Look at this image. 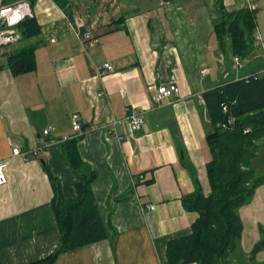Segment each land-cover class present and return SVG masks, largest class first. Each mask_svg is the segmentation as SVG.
<instances>
[{"label":"crops","instance_id":"0c3cea01","mask_svg":"<svg viewBox=\"0 0 264 264\" xmlns=\"http://www.w3.org/2000/svg\"><path fill=\"white\" fill-rule=\"evenodd\" d=\"M220 1L229 13L259 10L260 39L240 72L215 36ZM33 10L40 34L26 38L22 25V40L0 55V162H8L9 179L0 187V264H30L58 246L43 160L65 198H74L64 138L79 139L83 161L96 171L94 196L109 238L64 253L55 264H167L168 241L188 236L197 219L182 204L197 190L192 174L205 195L211 191L212 126L199 98L237 76L264 74L262 0H38ZM86 33L96 41L91 48L83 43ZM30 47L37 70L14 76L7 57ZM105 63L114 71L101 76ZM153 85H177L182 97L155 107ZM129 108L143 113L145 125L121 142L109 131L118 121V132L128 133ZM73 114L81 134L73 131ZM49 126L55 130L45 137ZM259 145L253 165L264 175V140ZM15 148L30 160L14 156ZM148 205L155 209L143 211ZM239 213L244 230L232 264H251L264 229V185ZM263 263L264 250L255 256V264Z\"/></svg>","mask_w":264,"mask_h":264},{"label":"trees","instance_id":"16d2710c","mask_svg":"<svg viewBox=\"0 0 264 264\" xmlns=\"http://www.w3.org/2000/svg\"><path fill=\"white\" fill-rule=\"evenodd\" d=\"M17 0H3L11 4ZM38 0H30L32 6ZM222 17L215 22L214 32L222 55L246 59L253 51L258 29V9H243L233 13L223 9ZM41 28L35 18L23 23L24 37H35ZM6 67L14 76L37 70L36 48L21 49L7 57ZM4 67L0 65V71ZM212 129L206 140L211 151L207 164L210 194L205 195L196 175L192 174L197 190L183 198L186 211L197 214L191 233L167 243V264H232L238 252L244 230L240 209L264 185V175L253 165L264 140V75L250 74L231 79L222 86L203 94ZM79 139L62 143V150L75 174L76 196L66 199L57 178L43 160V170L52 188V208L60 233L55 251L30 264H55L67 252L107 240V230L94 196L97 174L87 165L79 152ZM262 239L250 254L264 250ZM264 264V263H263Z\"/></svg>","mask_w":264,"mask_h":264},{"label":"built area","instance_id":"2783aa9c","mask_svg":"<svg viewBox=\"0 0 264 264\" xmlns=\"http://www.w3.org/2000/svg\"><path fill=\"white\" fill-rule=\"evenodd\" d=\"M6 10V15H0V55L9 53L10 47L17 45L22 40L23 35L21 28L23 23L27 19L34 18L35 16L30 0H17L11 4H4L3 0H0V12H5ZM17 14L21 18L16 20L14 23H10V21L14 20ZM256 39H260L259 36H256ZM82 40L83 43L90 48L96 43V41L90 39L89 33H86ZM233 60L237 71H242L245 67L244 59L235 56ZM98 71L101 76H105L112 73L114 71V67L111 63H105L103 66L98 68ZM207 72L208 70L204 69L202 71L203 76L206 75ZM240 78L243 77H237L236 79ZM151 90L153 91L151 101L155 107H160L165 100L168 101L169 99H180L182 97L181 89L177 85H153ZM199 100L203 105H205V100L203 97H200ZM125 121L128 123L129 128L127 134L122 135L118 132V121H114L112 123L111 130L109 131V133L117 136L121 142L129 141V139L134 137L135 134L139 132L145 125L143 113L132 108L127 110ZM71 123L75 133L81 134L83 132L80 116L78 114H73L71 116ZM54 130L55 127L49 126L44 130L43 135L48 137ZM64 140L66 141L67 139L64 138ZM13 155L16 157H21L24 161L30 160V154L26 151H21L20 148L13 149ZM7 171L8 162H0V187L7 185L9 181ZM154 209L155 206L153 205L143 206V211L146 212L149 210L153 211Z\"/></svg>","mask_w":264,"mask_h":264},{"label":"rangeland","instance_id":"374dc122","mask_svg":"<svg viewBox=\"0 0 264 264\" xmlns=\"http://www.w3.org/2000/svg\"><path fill=\"white\" fill-rule=\"evenodd\" d=\"M262 4H264V0H262ZM263 11H264V10H263ZM257 22H258V29H257V34L255 35V37L258 36V35H260V34H259V31H261L260 28H259V19H258V18H257ZM263 31H264V12H263V14H262V32H263ZM256 41H257V40H256ZM234 57H235V56H233L232 58L234 59ZM236 70H237V69H236ZM237 77H239V76H237ZM237 77H236V78H237Z\"/></svg>","mask_w":264,"mask_h":264},{"label":"clouds","instance_id":"9594fccd","mask_svg":"<svg viewBox=\"0 0 264 264\" xmlns=\"http://www.w3.org/2000/svg\"><path fill=\"white\" fill-rule=\"evenodd\" d=\"M7 10L5 12H0V15H6ZM21 17L17 14L14 18V20L10 21V23H14L16 20H19Z\"/></svg>","mask_w":264,"mask_h":264}]
</instances>
